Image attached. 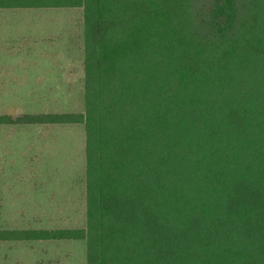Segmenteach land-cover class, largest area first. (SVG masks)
<instances>
[{
    "label": "trees",
    "instance_id": "1",
    "mask_svg": "<svg viewBox=\"0 0 264 264\" xmlns=\"http://www.w3.org/2000/svg\"><path fill=\"white\" fill-rule=\"evenodd\" d=\"M83 9L87 264H264V0H0Z\"/></svg>",
    "mask_w": 264,
    "mask_h": 264
},
{
    "label": "rangeland",
    "instance_id": "2",
    "mask_svg": "<svg viewBox=\"0 0 264 264\" xmlns=\"http://www.w3.org/2000/svg\"><path fill=\"white\" fill-rule=\"evenodd\" d=\"M72 13V44L69 39L47 40L48 43L40 45V50L34 51L27 50L26 44L23 49H16L14 46L19 47L21 43L17 41L14 45L4 41L0 44V64L6 58L26 59L36 57L37 53L44 61L39 66L32 63L29 66L0 65V88L4 87L0 90V115L85 112L84 11L73 9ZM12 14L17 16L12 18L10 31L4 32L12 40H18L22 35H33L36 32L33 28H38L37 31L47 39L57 38L58 35L63 38L66 36L65 28L69 31L66 19L56 10ZM23 17L35 21L31 30L24 24ZM20 26L23 28L20 29ZM71 58L72 64L63 61ZM70 67L73 68L72 98L64 96L69 91L66 79L70 75L63 72L66 69L69 71ZM6 69L8 73H5ZM42 77L47 85L53 86V92H46L44 97H28L31 92L18 86L37 85V80ZM6 79L9 81L6 82ZM12 79H17L18 85L14 82L7 90ZM57 87H61L62 91L57 92ZM38 128L9 130L0 127V230L86 228V128L84 125H73L39 132L36 131ZM87 248V241L84 240L3 242L0 243V264H87Z\"/></svg>",
    "mask_w": 264,
    "mask_h": 264
},
{
    "label": "crops",
    "instance_id": "3",
    "mask_svg": "<svg viewBox=\"0 0 264 264\" xmlns=\"http://www.w3.org/2000/svg\"><path fill=\"white\" fill-rule=\"evenodd\" d=\"M48 9L50 10L52 8H42V9H2V10H0V44L4 41L6 43L11 42L14 45V41H17V42H21V43L18 45L19 47L14 46L16 49L17 48L18 49H20V48L23 49L24 44H26L27 45V50H30V51L40 50L41 49L40 45L43 44V43L44 44L48 43L47 40L55 42L57 39L58 40H60V39H62V40L69 39L71 44H72V40H73V13H72V10L73 9H66V8H61V9H54L53 8L52 9V10H56L57 14L63 15V18L66 19L65 23H66V26L68 27L69 31L65 28V35L66 36L63 37V38H62L61 35H58L57 38H55L53 36L52 38L49 37L47 39L46 36H42L40 31H37L38 28H33L32 29L33 31H36L35 33H33V35L32 34H31V36L22 35L21 37L18 38V40L17 39L12 40V38H8V37L5 36L4 32L10 31L8 29L10 28V26L12 24V18H14L13 16H17L16 14L15 15L12 14V12H24V11H27V12L37 11V12H40V11H45V10H48ZM63 9H64V11H62ZM17 14H19V13H17ZM38 14H40V13H38ZM22 19L25 22L24 24L27 25L28 30H31V27L33 26V24H35V21L31 20L30 18L26 19V17H23ZM37 26L39 28L42 27V25L40 23H38ZM21 28H23V27L20 26V29ZM39 55L40 54L37 53L36 57L26 58V59H22V58H18V59L17 58H6L4 60V62H3V64L1 63L0 65H5L6 66L7 63H11L12 65L16 64L17 66H20V65H23V64H26V65L29 66V64L32 63L34 66H39V65H41V62H44L43 59H41ZM63 61L71 63V64L73 63L72 58L69 59V60H63ZM39 72H41V71H39ZM5 73H8L7 69L5 70ZM12 73H14V72H12ZM63 73L65 75H70V77L68 79H66V84L68 85L69 91L67 93H65L64 96L68 97V98H72V92H73V78L72 77L73 76H71V75L73 73V68L70 67L69 71L66 69ZM12 75L14 76V74H12ZM7 81H9V80L6 79V82ZM14 82L17 83V85H18V80L17 79H15V80L12 79L11 82H9L10 84H9V86H7L6 89L10 90L12 88ZM18 86L22 87L24 89H27V91L31 92V95H29L28 97L41 98V97H44L46 95V92H51V93L53 92V88H52L53 86H50V84L47 85V83H46L45 79H43V77L39 78L37 80V85H21V86L18 85ZM0 87H1V85H0ZM3 89H4V87L0 88V90H3ZM61 91H62V88L61 87H57V92H61ZM13 92H16V91L13 90ZM17 97H20V96H17ZM64 114H73V113L72 112H68V113H64ZM25 115H31V114H22V115H17V116L8 115V116H11L13 118H18V117H22V116H25ZM42 115H49V114H42ZM33 116H35V115H33ZM71 126H73V124H70V125H64V124H60V125H18V126H0V127H6L9 130H19V128H21V127H39L38 130H36V131L39 132V131L46 130V129L48 130L50 128L53 129V128H57V127H71ZM40 127L41 128H45V129H40ZM23 134L25 135V133H23ZM21 136L22 135H20L19 137H21ZM1 140H2V138L0 139V146H1V142H2ZM13 154L15 155L14 152H13ZM68 208L71 209L70 205L68 206ZM39 242H41V241H39Z\"/></svg>",
    "mask_w": 264,
    "mask_h": 264
}]
</instances>
